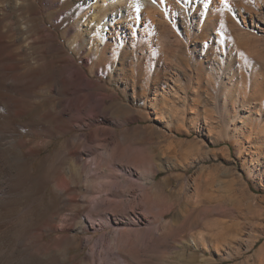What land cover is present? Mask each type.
Returning a JSON list of instances; mask_svg holds the SVG:
<instances>
[{
  "label": "rangeland",
  "instance_id": "obj_1",
  "mask_svg": "<svg viewBox=\"0 0 264 264\" xmlns=\"http://www.w3.org/2000/svg\"><path fill=\"white\" fill-rule=\"evenodd\" d=\"M22 1L43 9L40 67L12 70L0 34V264H264V0H247L246 21L237 9L225 30L180 26L184 43L158 48L127 18L122 44L102 32L95 15L126 2ZM100 33L105 76L92 74ZM74 56L109 95L95 123L58 106L76 95ZM213 234L230 245L204 248Z\"/></svg>",
  "mask_w": 264,
  "mask_h": 264
},
{
  "label": "bare ground",
  "instance_id": "obj_2",
  "mask_svg": "<svg viewBox=\"0 0 264 264\" xmlns=\"http://www.w3.org/2000/svg\"><path fill=\"white\" fill-rule=\"evenodd\" d=\"M98 1L100 0H63L62 7H64L68 13H71L74 8L82 10ZM121 1L126 2L125 8L127 11L125 15H120V13H118V15L113 14L114 16L110 19L108 18V13H105L103 20H101L97 14L95 15V18H98L99 26L102 24L101 22L105 23L101 25L102 32H104L105 25L108 24L107 27L109 31H111V33L113 32L118 42L122 44V36H124L126 31L124 32V30L121 29L120 23L123 22V18H127L129 30H132V33L135 34L136 30L143 25V31L146 32L149 39L156 41L154 44L157 48L162 47L167 41L177 42V44L184 43L181 32L178 29L180 26L190 30L192 27L198 26L199 31H203L204 28L209 27L213 23H217L221 30H225L227 24L230 22V16H232L237 9H240L239 12L243 21L247 20L248 15L252 11L251 5L248 4L247 0H104L103 6L106 7ZM30 9V5L25 4L22 0H0V21L5 22L0 33L1 39H5V42H3L4 44H10V47H15V53L12 57L13 59L15 58L16 61H14L15 65L12 66V70L18 71L20 69H25L28 71L29 69L33 70L40 67L39 60L35 62L36 65H33V63L29 61L31 57H37L35 55V50L38 49V43H36L38 40L33 36L35 33L34 28L37 24L41 23L40 19H43L44 13L43 9H39L37 13H35L36 17H33V15L29 13ZM116 11L117 10L114 9L112 13H116ZM177 18H181L182 22H178ZM259 23H261V28H259V26L255 27L259 28L264 33V18ZM23 25H26V28H24ZM98 32L99 30H97L95 34L97 35ZM25 35L28 39H33L31 43L35 42V45L28 43V45L24 46L23 43H19L20 40H17V37ZM100 35L101 33L98 36L100 37ZM101 39L104 42L103 46L101 47L100 44H98L94 52V57L91 55L94 64L92 74L96 72L97 75L105 76L107 73L105 74L104 71V63L108 61L105 55L107 44L105 38ZM30 49H33V51H30ZM187 49L190 50L189 44H187ZM75 58L76 70L74 73H71L67 83L69 81V87L75 85L76 95L73 98L70 97L65 100H60L58 106L63 114H70L74 111H86L89 113V121L95 123L101 115L107 116L106 100L109 98V95L102 94L95 90L100 86V82L92 79L89 70H84L77 61L78 58ZM69 65L70 63L67 62L62 72L65 73L66 67H69ZM183 66L181 65V68ZM172 79L174 80V77H172ZM174 92L177 94V91L174 90ZM261 99L264 104V96ZM260 113H264V108L260 110ZM85 121L86 120L81 119L80 116L77 119L78 123H84ZM99 225L101 228H106L114 226L115 223L106 221L103 223L99 222ZM229 238L230 236L224 234H213L208 238H203L201 241L204 242V248L206 249H209L212 245L219 249L220 246L227 247L230 245ZM205 239H207V241ZM127 242L128 239L125 238L122 244L125 245ZM228 254V259H231L232 256H230V253Z\"/></svg>",
  "mask_w": 264,
  "mask_h": 264
}]
</instances>
